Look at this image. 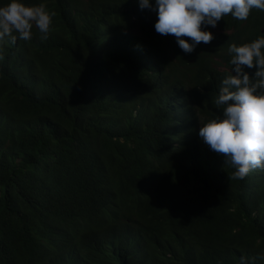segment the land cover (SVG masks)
<instances>
[{"label":"trees","instance_id":"1","mask_svg":"<svg viewBox=\"0 0 264 264\" xmlns=\"http://www.w3.org/2000/svg\"><path fill=\"white\" fill-rule=\"evenodd\" d=\"M23 2L55 16L0 42V264H264V169L198 136L264 12L185 54L137 0Z\"/></svg>","mask_w":264,"mask_h":264},{"label":"clouds","instance_id":"2","mask_svg":"<svg viewBox=\"0 0 264 264\" xmlns=\"http://www.w3.org/2000/svg\"><path fill=\"white\" fill-rule=\"evenodd\" d=\"M139 8L156 13L155 31L172 35L185 54L201 43L209 44L215 28L226 15L246 20L250 10L264 12V0H137ZM54 12L43 3L26 5L9 0L0 6V42L6 38H32L35 26L46 40ZM187 37L189 39H185ZM232 74L221 81L214 104L221 114L199 128L198 136L210 150L223 155L234 169L233 177L243 179L252 169H264V35L237 45H229ZM246 69H255L250 74Z\"/></svg>","mask_w":264,"mask_h":264}]
</instances>
